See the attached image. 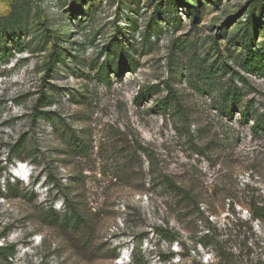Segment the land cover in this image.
<instances>
[{
	"label": "rangeland",
	"instance_id": "rangeland-1",
	"mask_svg": "<svg viewBox=\"0 0 264 264\" xmlns=\"http://www.w3.org/2000/svg\"><path fill=\"white\" fill-rule=\"evenodd\" d=\"M126 53L135 69L114 73ZM163 174L194 196L181 215ZM0 191V264H214V239L264 264L248 212L264 205V0H0ZM65 205L87 235L63 230Z\"/></svg>",
	"mask_w": 264,
	"mask_h": 264
},
{
	"label": "trees",
	"instance_id": "trees-1",
	"mask_svg": "<svg viewBox=\"0 0 264 264\" xmlns=\"http://www.w3.org/2000/svg\"><path fill=\"white\" fill-rule=\"evenodd\" d=\"M158 15V9L153 10V12L150 15L149 21L146 24L145 31L142 34L143 40L149 41L150 37L153 35L154 31V25H155V18ZM157 19V18H156ZM132 28L136 29V23L132 24ZM133 30V29H132ZM122 28L117 27V32L122 37L121 34ZM134 31V30H133ZM247 50L251 54L252 63L254 60L257 62H260L261 59H256V55L253 54L250 47H247ZM55 53L51 54L48 68L50 69L51 64L55 60ZM120 63L113 68L114 73H119L121 69L128 68L129 70H134L135 66L133 63V58L129 53L124 54L120 58ZM251 63V62H250ZM48 70V69H47ZM224 98H223V106L222 109L224 110H230L232 109L233 105L237 102L239 98V94L236 92L235 89H232L231 87H228L224 91ZM46 104L45 102V95L42 93L37 99V103L34 106V109L37 113L38 117H48L49 113L47 112H40L38 110V107H41L42 105ZM243 115H246L243 114ZM256 126L259 124V121L256 120L255 122ZM254 124V125H255ZM255 128V126H253ZM77 136L74 135L70 139L69 147L72 151H75L77 153H83L86 151L85 144L82 140H77ZM23 144H19L17 146V150H21L23 148ZM16 155H20L19 152L16 153ZM163 189H165L168 193V202L167 205L175 210L178 215H181L186 211L188 206L194 205V196L192 195V192L188 190L186 187L178 183L172 175L169 174H163L160 179ZM158 180V181H159ZM1 193V191H0ZM250 213V216L252 219H263L264 218V205L260 207H254L250 208L248 211ZM49 215L52 217L56 216V213L54 211H50ZM62 220L64 221V229L65 232H70L73 234H81L82 236H85L88 234V232L91 230L92 224L89 221L88 218L85 216L79 214L76 212V210L72 209L71 206L65 205L64 207V213L62 215ZM66 227V228H65ZM155 231L157 232L160 239L164 240L169 247H171L174 242L176 245H179L181 248L183 247V242L177 240L179 237V230L175 227L169 225V221H165L164 226H160L155 228ZM7 235V228L4 227L2 231L0 232V237H5ZM201 244L203 247L207 246V242L202 241ZM136 250L137 246H131L130 249V256L132 259V263H135L136 260ZM214 253V264H237L236 255L233 252H226L223 250V248L220 246V244L217 242V240L214 239V249L212 250ZM14 253V246L12 244H5L0 245V254L6 259L7 257H10ZM162 261H168L169 259L173 258V252H171L170 255H166L163 253L159 254Z\"/></svg>",
	"mask_w": 264,
	"mask_h": 264
}]
</instances>
